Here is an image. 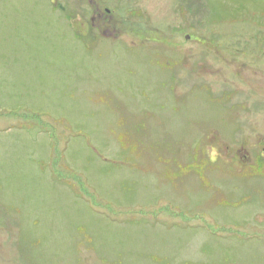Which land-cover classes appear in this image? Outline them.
<instances>
[{"label": "rangeland", "instance_id": "obj_1", "mask_svg": "<svg viewBox=\"0 0 264 264\" xmlns=\"http://www.w3.org/2000/svg\"><path fill=\"white\" fill-rule=\"evenodd\" d=\"M0 264H264V0H0Z\"/></svg>", "mask_w": 264, "mask_h": 264}, {"label": "flooded vegetation", "instance_id": "obj_2", "mask_svg": "<svg viewBox=\"0 0 264 264\" xmlns=\"http://www.w3.org/2000/svg\"><path fill=\"white\" fill-rule=\"evenodd\" d=\"M106 14L108 15L107 18H105L106 15H103V11L101 9H94V11H93V18H92V22H94V23L92 24V28H93V30L96 29L97 31H100V33L102 34V36L107 37L106 39H115V38H112V36H109L110 33H108V32L110 31L109 30L110 25H107L106 24V26L104 27V29L103 28L100 29L99 27L98 28L96 27V24L97 23H100L101 21H103V23H101L100 27L104 26V23L105 22H107V23L111 22L110 21V16H109L110 10L107 9L106 10ZM112 19H114V18L112 17L111 20ZM107 26H108V28H107Z\"/></svg>", "mask_w": 264, "mask_h": 264}]
</instances>
